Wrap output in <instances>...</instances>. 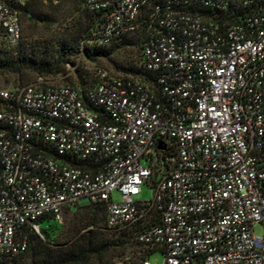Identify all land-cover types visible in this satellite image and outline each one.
I'll list each match as a JSON object with an SVG mask.
<instances>
[{"label":"built area","instance_id":"built-area-1","mask_svg":"<svg viewBox=\"0 0 264 264\" xmlns=\"http://www.w3.org/2000/svg\"><path fill=\"white\" fill-rule=\"evenodd\" d=\"M22 1L0 0L11 46ZM80 6L102 14L98 45L144 29L151 79L96 68L84 93L45 78L0 92V264L28 250L40 218L82 203L104 204L113 232L142 225L128 264L156 250L162 264H264V0ZM144 186L154 197L138 201Z\"/></svg>","mask_w":264,"mask_h":264},{"label":"rangeland","instance_id":"rangeland-1","mask_svg":"<svg viewBox=\"0 0 264 264\" xmlns=\"http://www.w3.org/2000/svg\"><path fill=\"white\" fill-rule=\"evenodd\" d=\"M41 3V5H37ZM41 6V7H40ZM22 11L37 9L41 11L38 18L34 19L23 13V43L30 52H35L39 59H51L60 63L53 74H38L33 69H24L20 72L10 69L0 70V92L13 90L25 86L38 78L54 80L70 86H80L82 79L91 82L96 68L106 71L112 77L140 76L142 71L131 70L140 68V34L131 35L128 38L118 40L109 46L100 48L88 41L94 24V17L80 7L79 0H23ZM80 37L76 40V35ZM88 44L85 49L84 45ZM67 45L75 49L71 54H64ZM15 48V49H14ZM16 47L9 45L6 39L0 35V49L10 50L16 57ZM88 48H93L96 55H86ZM130 69V70H129ZM137 73V74H136ZM24 80V82H23ZM142 163L146 166L145 160ZM154 197L153 190L144 186L141 194L136 197L138 201L151 200ZM113 201L118 203L121 196L118 192L113 194ZM96 218V226H92V220ZM146 224V223H145ZM52 244L62 248L71 244L82 234L93 230L98 231L99 242L106 245L104 262L108 264H128L138 261L140 254L144 252L136 241V229H127L123 232H111L104 226V212L96 205L82 203L76 207L64 210L61 220L57 222L41 223ZM80 228H82L80 230ZM255 234L263 236L262 224L255 226ZM125 233V234H124ZM151 264H162L163 254L160 250L151 253ZM34 264L31 254H25L16 263ZM94 264H98L95 263Z\"/></svg>","mask_w":264,"mask_h":264},{"label":"trees","instance_id":"trees-1","mask_svg":"<svg viewBox=\"0 0 264 264\" xmlns=\"http://www.w3.org/2000/svg\"><path fill=\"white\" fill-rule=\"evenodd\" d=\"M37 5H41V3H37ZM20 11H21L22 17H23V13L27 15V17L32 18V19H34V17L32 16L31 13H33V15L38 18L41 17V11L38 10V7L37 9L31 10V13L28 11L23 12L22 7H20ZM84 11L87 12L88 14H91L94 17V24L91 29L88 41L92 42L94 46H97L100 48L109 46L110 44L106 46L98 45L93 39V31L96 25L98 24V22L101 20L102 14L100 12H89L87 10H84ZM137 33L140 34V45H139L140 46V59H139L140 68L134 69L133 67H131L130 69L133 71L140 69V71H142L141 75L135 76V77L142 78L144 81H149L151 79V74L147 72L146 70H144V68L141 65V56H142L141 43L144 38V29L140 28L136 32L127 34L113 41L112 43L118 40H122L124 38H128L131 35H134ZM80 35H81L80 33L76 35V40L79 39ZM22 41L18 45H16L17 46L16 52L18 53L16 57H13L12 55V52L15 51L14 50L15 48L10 49V50L0 49V70L3 68L4 69L7 68V69H10L11 71L20 72L24 69L31 68L36 73L44 74V75L53 74L57 71L58 65L60 64L58 60L52 61L51 59L49 60L44 59V58L39 59V57H37L35 52H30ZM16 46H13V47H16ZM87 46L88 44L84 45L85 49L87 48ZM74 49L75 48L73 46L67 45L64 48L63 53L71 54L72 51H74ZM96 53H97L96 51L95 52L93 51V48H88L86 51V55L89 57L91 56V54L96 55ZM87 81L88 80L84 78L82 79V84L80 86H77V87L74 86V87L77 88L81 93H84L88 88L92 87L95 84L94 77L91 82H87ZM75 164L81 165V166L87 165V163H84V162H80V163L75 162ZM96 206H99L100 208H102L104 212V226L108 231H111L106 227V224H105V205L97 204ZM50 222H55L54 218L50 215L44 216L39 219L38 224L40 226V234H37L35 232L30 233L28 250L22 256H24L25 254H31L34 264H94V262L98 264H108L107 262H104V257H105L107 248H106V245L99 242V236H98L97 230H93L87 234L84 233L78 236L76 240L73 241L71 244L64 246L62 248H57L54 244L50 242L46 231L42 230L43 228L41 227V223H50ZM91 224L92 226H96L97 224L96 218L92 220ZM141 228H142V225H138L134 228H131V229H136V237H137L138 232L141 230ZM81 229L82 228H80V230ZM22 256L14 262L1 263V264L16 263L22 258Z\"/></svg>","mask_w":264,"mask_h":264},{"label":"water","instance_id":"water-1","mask_svg":"<svg viewBox=\"0 0 264 264\" xmlns=\"http://www.w3.org/2000/svg\"><path fill=\"white\" fill-rule=\"evenodd\" d=\"M159 149H160V150H163V149H164V146H163L162 143L159 144Z\"/></svg>","mask_w":264,"mask_h":264}]
</instances>
